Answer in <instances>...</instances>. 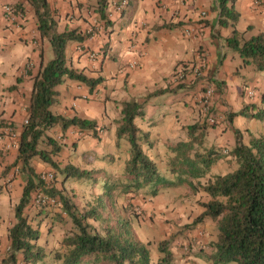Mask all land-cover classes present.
Masks as SVG:
<instances>
[{"label": "crops", "instance_id": "1", "mask_svg": "<svg viewBox=\"0 0 264 264\" xmlns=\"http://www.w3.org/2000/svg\"><path fill=\"white\" fill-rule=\"evenodd\" d=\"M18 1L22 0H0V135H5L8 129L20 135L27 117L33 76L41 60H49L46 50L50 44L40 38L32 7L24 3V16L5 11L6 6L12 7ZM48 2L57 12L58 30L75 28L84 35L81 41H71L67 45L68 64L88 76L103 78L93 91L67 78L56 87L58 95L51 106L53 112L68 117L77 115L97 124L96 136L90 130L67 129L63 139L60 138L64 141L62 148L54 157L60 167L72 164L91 172L99 169L97 171L102 174L107 172V176L108 173L117 176L124 171L129 145L125 138L116 136L119 102L130 99L144 102L145 95L156 89L170 91L150 97L144 103V114L136 117L135 123L148 133L151 143L143 144V150L158 166L166 168L169 143L187 139L189 125L205 123L206 116L198 98L208 87L214 89L210 97L211 110L223 119L216 126H205L204 146L224 151L234 146L235 130L243 137L264 133L258 130L264 129V119L235 115L229 120V114L238 112L244 105H253L252 112L264 110V71L244 65L239 54L226 45L225 38L231 28L218 25V14L212 10L217 0H170L164 6L159 0H128V5L120 10L114 5L118 0H106L107 25L98 14L97 0ZM255 2L258 5H254ZM235 9L239 13L236 28L244 37L259 32L264 34V0H236ZM202 11L206 13L203 17ZM199 20L203 22L202 36L183 34L187 24ZM205 21L209 24L205 25ZM89 30L91 33L85 36ZM132 60L138 61L136 67L128 66ZM201 62L204 69L198 79L185 82L183 89H171L176 85L175 72L183 65L189 68ZM248 91H252L251 95ZM50 134L57 138L62 136L58 127ZM17 152L16 147L6 150L0 145V209L8 206L9 193L12 198L19 199L22 192L24 183L16 187L21 178L16 175V169L9 172L15 173L14 179L9 178V173L1 176ZM228 158L217 160L210 173L230 171L223 170ZM32 163L37 173L53 171L58 174L39 159H33ZM64 183L61 175L55 186L60 190ZM161 190L155 196L159 200L158 203L154 200L155 209L163 205L167 209L185 208L180 200L175 202L181 192L159 195ZM34 195L32 192V198ZM165 196L169 198L162 204ZM40 209L45 211H34L39 212L38 218L47 215L45 219L56 222L55 214L48 212L50 206ZM198 209L202 208L198 206Z\"/></svg>", "mask_w": 264, "mask_h": 264}, {"label": "trees", "instance_id": "2", "mask_svg": "<svg viewBox=\"0 0 264 264\" xmlns=\"http://www.w3.org/2000/svg\"><path fill=\"white\" fill-rule=\"evenodd\" d=\"M235 2L217 0V6L212 8L218 14V25L231 28V33L225 38L226 45L239 54L244 65L250 64L256 71H264V34L259 32L249 37L243 36L236 28L239 13L235 9ZM24 3L32 7L36 29L40 38L49 42L53 57L47 61L42 59L33 76L27 107L28 122L23 123L19 135L17 156L2 170L1 176H6L10 170L16 169L23 175L24 185L14 207V222L7 230L9 247L0 263L177 264L170 250L171 239H162L157 243L160 255L154 260L148 247L149 241L144 242L134 234L132 217L121 215L117 209L131 210L118 205V199L123 196L132 205V198L142 191L154 197L163 188L184 186L193 194L201 193L197 200L207 197L198 201L202 210L186 227L194 228L206 219L213 220L216 226V239L209 243L211 251L201 248L195 254L197 257L210 264H264V133L250 135L245 141L240 131L235 130L234 146L224 153L223 150L204 146L205 126L218 124H209L206 120L202 125L194 123L188 126L187 139L168 144L169 155L163 173L157 162L143 150V144L149 145L151 141L148 133L137 126L135 119L144 114V103L150 97L170 89H156L145 95L144 102L135 99L119 102L116 136L127 140L129 159L122 178L112 185L106 183L105 192L89 196L84 204L77 196L68 195L65 187L60 190L56 188L55 172L52 171L54 178L49 184L40 178L32 163L35 158L59 172L63 181L90 174L91 171L72 164L60 167L54 157L60 152L64 143L60 138L63 139L69 127L90 130L96 136V121L55 113L51 106L57 99V85L66 78L83 83L90 91L103 78L88 76L68 64L67 45L71 41H81L84 35L75 28L58 30L57 12L51 8L48 0L18 1L12 6L13 11L24 16ZM97 3L100 19L107 25V2L97 0ZM204 23L209 24L208 21ZM90 33H85V36ZM181 70L188 72V67L183 65ZM20 80L17 79L18 82ZM186 84L179 82L171 89L177 91L185 88ZM250 109L254 110L253 105H244L238 112L230 113L229 120L235 115L263 119L264 111L252 112ZM209 112L213 113L211 107ZM56 127L62 132L60 138L50 134ZM224 156L233 159L236 167L224 174L210 173L211 167ZM38 189L60 201L61 207L56 209L58 213H55V218L62 221V216H68L72 221V228L65 232L59 247L52 252L40 242L42 231L31 223L29 215L25 213L34 202L32 192ZM48 206L42 205L40 208Z\"/></svg>", "mask_w": 264, "mask_h": 264}, {"label": "rangeland", "instance_id": "3", "mask_svg": "<svg viewBox=\"0 0 264 264\" xmlns=\"http://www.w3.org/2000/svg\"><path fill=\"white\" fill-rule=\"evenodd\" d=\"M46 55L49 59L53 57L52 50L49 46L46 50ZM258 122L259 121H257V123ZM258 130L264 132V129ZM250 135L251 134L248 136ZM248 136H244L243 140L247 141L249 139ZM107 163H109V161ZM225 164H227V166L223 170H226L227 168L232 170L234 166L236 167V163H234V160L230 158L225 160ZM106 168L109 170V166ZM159 168L163 171V173L166 170L165 167L159 166ZM97 170L99 169H94V171L90 174L80 177H69L66 180V183H64L67 194L77 196L81 203H83L90 195L105 192L107 189L106 183L112 185L114 183H118V180L122 178L123 171H119L120 173L118 172L119 174L117 176H112L109 173L107 176V172L102 174ZM15 173L21 177L18 184L16 183V187H18L24 183V177L18 172ZM15 173H9V178L14 179L16 177ZM55 175L54 182L57 183L59 182L61 174L58 172V174L56 173ZM164 192H181L178 199L175 198V202L180 200V203L184 204L185 208L167 209L164 208L165 205H163V207L157 206L158 208L155 209L156 203H154V200H157V198L154 196L152 199V196L144 194L142 191L139 195H137V197L132 198L133 206L130 205V203L128 204V198L124 199V196L118 199V205L121 204V206H127L128 209L134 210L133 213H131V210L122 211V209H117V212L121 215L124 214L132 217V230L134 234L137 238L144 242L149 241L148 247L151 250L154 260H156L160 255L157 250V243L162 239H171L170 250L172 251L177 264H210V262L204 260L203 258L197 257L196 253H198L201 248L207 252L211 251L209 243L216 239L217 233L215 222L211 219H206L194 228L186 227V225L190 224L196 215H198L202 210L198 209V201L205 200L207 197L197 200L198 196H201V193L193 194L189 188L184 186L166 187L161 190L159 195H162ZM9 196L10 202L6 209H0V260L4 257L9 247L7 230L14 222V207L18 201L16 196L13 198L11 197V193H9ZM168 198V196L162 198L161 203H165ZM158 201L159 200H157V203ZM50 208L51 211L48 212L53 214L58 213L56 210L58 207L50 206ZM35 209H40V207H37L33 202L32 206L29 205L27 207L25 213L26 215H29L31 223L41 229L42 234L40 242L47 248V250H49V252H52L59 247V242L65 232L72 228V221L68 216H62V221H60L59 218H56V222L51 221L49 218L45 219L47 215L38 218V213L44 209L38 210L39 212L37 214L34 212ZM91 223L98 225V223L94 221H91ZM229 264L236 263L231 262Z\"/></svg>", "mask_w": 264, "mask_h": 264}, {"label": "built area", "instance_id": "4", "mask_svg": "<svg viewBox=\"0 0 264 264\" xmlns=\"http://www.w3.org/2000/svg\"><path fill=\"white\" fill-rule=\"evenodd\" d=\"M168 1L170 0H159V3L164 6ZM116 6V9L120 10L123 9L128 5V0H118L114 4ZM254 5H258L257 2L254 3ZM6 12H13V8L10 6L5 7ZM205 12H201V16H205ZM202 28H203V22L201 20L196 21L192 24H187L186 27L183 29V34H185L188 37H200L202 36ZM90 32V30L88 31ZM133 45V44H132ZM140 52H138L139 54ZM138 64L137 60H132L128 63L129 67H136ZM204 69L203 62L192 65L188 68V72H184L183 70H178L174 76V81L176 83L179 82H188L192 79H195L197 77H200L202 75ZM214 89L212 87H208L206 91L198 98V103L200 104L203 113L206 116V121L209 124H217L220 123L223 117L216 116L214 113H210L209 109L211 107L210 103V97L213 94ZM252 91H248V94L251 95ZM28 120L27 117L24 119L23 123L27 124ZM60 138V136L58 137ZM19 143V136L12 131V129H8L5 135H0V145L2 148L6 150H10L13 147H18ZM224 152H228V149H224ZM40 178L45 181V183L49 184L50 181L54 178V173L52 171H43L39 173ZM34 203L37 207H40L42 205H49V206H55L60 208L61 203L58 201L55 197L49 196L48 194L44 193L41 189H38L35 191L34 196Z\"/></svg>", "mask_w": 264, "mask_h": 264}, {"label": "clouds", "instance_id": "5", "mask_svg": "<svg viewBox=\"0 0 264 264\" xmlns=\"http://www.w3.org/2000/svg\"><path fill=\"white\" fill-rule=\"evenodd\" d=\"M219 124V123H218ZM226 148V147H225ZM228 149V148H227ZM224 152V151H223Z\"/></svg>", "mask_w": 264, "mask_h": 264}]
</instances>
